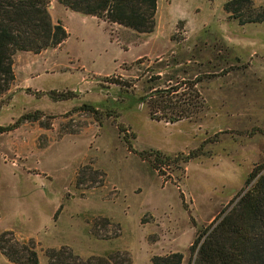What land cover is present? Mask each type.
I'll return each mask as SVG.
<instances>
[{
	"label": "rangeland",
	"instance_id": "1",
	"mask_svg": "<svg viewBox=\"0 0 264 264\" xmlns=\"http://www.w3.org/2000/svg\"><path fill=\"white\" fill-rule=\"evenodd\" d=\"M227 1L158 0L152 33L139 34L49 0L66 41L15 54L0 96V128L11 129L0 133L5 245L34 250L39 264L50 250L69 264L194 263L195 239L264 165V31L245 33ZM154 92L164 93L156 116L184 107L188 119L151 120L142 99ZM0 264H10L1 253Z\"/></svg>",
	"mask_w": 264,
	"mask_h": 264
},
{
	"label": "trees",
	"instance_id": "2",
	"mask_svg": "<svg viewBox=\"0 0 264 264\" xmlns=\"http://www.w3.org/2000/svg\"><path fill=\"white\" fill-rule=\"evenodd\" d=\"M157 2L158 0H58L59 5L73 13L139 34L152 33ZM249 3V0H228L224 4V10L230 19L236 20L241 26L264 23V7L256 12L248 6ZM48 5L49 0H0V96L8 91L10 83L14 80L15 54H39L66 41L68 34L60 22L52 24ZM175 91L172 90L173 93ZM163 94L154 92L142 99L151 107L150 119L170 124L188 119L186 112H183L186 110L184 107H181L179 112L156 116L152 110L159 108ZM49 95L56 101L71 100L75 97L71 92L52 91ZM175 103L173 106H176L177 110V104L180 102ZM84 107L89 111L87 105H83V109ZM23 119L27 118L22 117L17 123ZM9 130L10 127L0 128V133ZM253 180L255 182L252 187L240 196L236 204L220 214L221 220L214 228L210 232L203 231L200 237L195 239L191 251L199 247L193 264H264V165L249 174L246 185ZM0 253L11 264H39L34 250H17L7 246L2 236ZM63 255L60 250L48 251V264H69L65 260L67 258L61 259ZM114 255L89 258L79 264H109ZM151 261L153 264H181V255L154 256Z\"/></svg>",
	"mask_w": 264,
	"mask_h": 264
},
{
	"label": "crops",
	"instance_id": "3",
	"mask_svg": "<svg viewBox=\"0 0 264 264\" xmlns=\"http://www.w3.org/2000/svg\"><path fill=\"white\" fill-rule=\"evenodd\" d=\"M259 25H264V23L262 24H255V25H252V24H246L245 26H242L240 27L241 29L245 30V33L246 31L248 30L249 32H255V33H263L264 31V26L258 28ZM256 37H259V36H255L254 37V42L256 41L255 38ZM7 261V260H6ZM8 262V261H7ZM9 263V262H8ZM11 264V263H10Z\"/></svg>",
	"mask_w": 264,
	"mask_h": 264
}]
</instances>
